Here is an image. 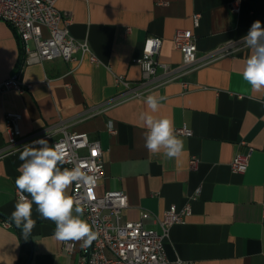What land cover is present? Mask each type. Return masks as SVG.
Wrapping results in <instances>:
<instances>
[{
    "label": "crops",
    "instance_id": "0c3cea01",
    "mask_svg": "<svg viewBox=\"0 0 264 264\" xmlns=\"http://www.w3.org/2000/svg\"><path fill=\"white\" fill-rule=\"evenodd\" d=\"M56 8L69 14L70 34L86 39L99 62L83 56L78 63L55 58L27 65L16 32L0 20V81L19 73L20 80L32 83L23 93L0 92V148L6 144L7 112L21 115L23 136L62 120L70 131L99 142L104 176L97 192L126 194L124 220L137 221L141 212H149L146 227L161 233L158 220L163 213L189 205L190 214L169 227L163 242L171 262L264 264V92H252L241 76L250 49L152 90L149 94L165 97L155 113L143 98L85 118L91 107L122 90L115 76L131 82L141 79L137 60L148 36L161 39L158 61L175 67L182 56L174 46V34L190 30L201 59L225 42L241 40L254 21L264 26V0H57ZM144 113L173 120L174 133L184 143L179 157L169 159L163 152L147 150ZM181 127L191 135L177 134ZM46 140L52 145V139ZM248 148L252 154L246 172H233L234 156ZM21 150L0 158V264H20L25 241L29 256L32 252L30 264H77L79 242H71L73 252L67 253L64 242L55 239V224L42 219L35 205L36 224L27 239L10 222L18 200L15 179L23 163ZM192 158L198 160L196 166H191Z\"/></svg>",
    "mask_w": 264,
    "mask_h": 264
},
{
    "label": "built area",
    "instance_id": "2783aa9c",
    "mask_svg": "<svg viewBox=\"0 0 264 264\" xmlns=\"http://www.w3.org/2000/svg\"><path fill=\"white\" fill-rule=\"evenodd\" d=\"M57 0H0V20L9 24L16 32L25 54L24 63L38 64L46 60L61 58L68 63H78L87 56L91 63L99 60L89 42L75 39L69 31L71 18L69 14L56 8ZM238 12L237 4L231 6ZM194 26L199 23V15H194ZM43 30L47 35H43ZM241 40L228 41L207 52L201 59L197 58L196 44L190 30H177L173 37L175 48L181 53V63L175 67L158 61L157 55L161 47V39L148 36L143 43L142 56L137 60L141 69V79L136 82L126 80L123 76H115L114 81L122 90L113 98L91 107L85 118L102 113L109 108L131 99H143L152 91L169 82L192 72L214 60L232 56L245 48ZM185 85V84H184ZM32 83L20 80L19 73L0 81V92L15 90L19 93L30 90ZM21 115L7 112L5 114L6 144L0 148V158L23 148L37 139H52V145L62 144L69 154L62 166L72 168L76 164L83 166L89 175L95 176V182L89 185L73 184L70 195L84 208V217L96 232L87 248L79 242L77 264H193L177 259L171 262L165 255L163 242L168 236L169 227L182 223L190 214L187 204L181 210L170 208L158 220L161 233L146 227L145 222L150 213L143 211L137 221L124 220L122 211L127 207V196L123 191L113 190L102 194L97 192L99 181L104 176L102 149L98 141H90L84 132L68 129L60 120L56 125L30 136H23L19 126ZM110 132L114 130L110 128ZM177 134L190 136L191 130L186 127L177 128ZM84 151V153H83ZM252 148L234 156L230 167L235 173H245ZM198 160L192 158L191 166ZM19 198V193L17 194ZM9 224H5L8 226ZM67 253L73 252V244L64 242Z\"/></svg>",
    "mask_w": 264,
    "mask_h": 264
},
{
    "label": "clouds",
    "instance_id": "9594fccd",
    "mask_svg": "<svg viewBox=\"0 0 264 264\" xmlns=\"http://www.w3.org/2000/svg\"><path fill=\"white\" fill-rule=\"evenodd\" d=\"M240 43L251 52L242 69V79L252 92H264V26L261 21L252 23ZM164 99L163 96L149 94L145 102L155 113ZM141 119L146 124L145 147L150 153L163 152L169 159L180 156L184 143L174 133L173 120L147 113L142 114ZM68 156L62 144L50 145L43 138L22 148L19 159L23 163L15 179L19 198L9 219L27 239L36 224L32 218L35 205L42 219L55 224L57 241L82 242L81 247L87 248L96 239V232L83 219L84 208L68 194V189L73 184H92L96 178L83 170L80 164L72 168L61 167Z\"/></svg>",
    "mask_w": 264,
    "mask_h": 264
},
{
    "label": "trees",
    "instance_id": "16d2710c",
    "mask_svg": "<svg viewBox=\"0 0 264 264\" xmlns=\"http://www.w3.org/2000/svg\"><path fill=\"white\" fill-rule=\"evenodd\" d=\"M25 250H24V256L23 258L21 259V262L20 264H25L28 257H29V247H28V243L25 241Z\"/></svg>",
    "mask_w": 264,
    "mask_h": 264
},
{
    "label": "water",
    "instance_id": "95a60500",
    "mask_svg": "<svg viewBox=\"0 0 264 264\" xmlns=\"http://www.w3.org/2000/svg\"><path fill=\"white\" fill-rule=\"evenodd\" d=\"M31 255H32V252L30 253V256H29V258L27 259V261H26L25 264H30V261H31Z\"/></svg>",
    "mask_w": 264,
    "mask_h": 264
}]
</instances>
